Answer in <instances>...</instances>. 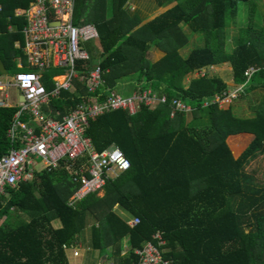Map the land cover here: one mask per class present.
<instances>
[{
  "label": "trees",
  "instance_id": "obj_1",
  "mask_svg": "<svg viewBox=\"0 0 264 264\" xmlns=\"http://www.w3.org/2000/svg\"><path fill=\"white\" fill-rule=\"evenodd\" d=\"M96 1L102 7L88 22L95 25L106 55L76 64L79 74L98 63L107 68L103 77L113 88L124 74L138 73L139 87L149 86L165 99L154 108L139 105L134 114L117 109L90 118L85 134L96 148L113 142L131 162L106 182L102 196L91 193L74 206L66 204L80 182L66 175L65 157L59 166L6 189L0 203V217L6 216L0 224V264H67L63 244H74L86 227L91 249L112 264L137 262L135 248L156 229L162 230L165 243L157 244L169 264H264V174L250 168L251 161L264 158V11L257 0H156L175 4L131 33L140 19L125 14L127 0ZM242 1L248 5L246 23L237 17ZM0 2V16L10 15L12 21L18 18L14 10L32 0ZM232 23L237 33L229 43L226 30ZM22 26L0 30V60L8 74L19 70L16 57L24 59L22 49L13 46L23 43ZM182 29L201 40L183 55L178 50L189 37ZM151 44L169 48L161 47L165 55L152 61L146 57ZM84 47L92 54V45ZM223 61L231 65L232 81L242 86L218 108L208 100L229 89L222 79L205 74L187 84L183 80L194 68ZM249 65L256 69L246 77ZM47 81L46 89L54 87ZM257 90L263 96L249 111L245 103ZM87 95L101 97L75 84L73 92L62 89L59 98L52 97L50 107L62 114ZM171 100L189 104L190 110L172 111ZM14 109L0 106V154L12 144L5 130ZM239 132L252 138L234 156L225 139ZM115 206L138 215L139 223L128 226Z\"/></svg>",
  "mask_w": 264,
  "mask_h": 264
},
{
  "label": "built area",
  "instance_id": "obj_2",
  "mask_svg": "<svg viewBox=\"0 0 264 264\" xmlns=\"http://www.w3.org/2000/svg\"><path fill=\"white\" fill-rule=\"evenodd\" d=\"M74 1L35 0L26 12L22 32L26 65L35 67L37 71L17 72L7 79L0 76V106L12 104L9 98L17 105L5 130L12 144L0 154V203L2 197L7 196V188L31 179L41 169L59 166L62 157L66 158L64 163L70 178L80 182L69 199V205L91 193H99L108 180L127 170L130 162L113 143L101 150L96 148L85 134L90 117L117 109L134 114L139 105L153 108L165 99L150 88L138 89L128 96L105 88L107 93L103 98L95 95L93 99L71 106L68 112L61 114L59 108L51 109L50 99L59 98L62 89L73 90V81H87L84 86L91 93L105 83L99 66H95L87 76H80L77 71V62L90 58L82 43L96 39L98 33L93 24L76 25L73 22ZM24 65L17 61V67ZM51 67L64 69L63 81H57L54 76V87L46 89L43 72ZM255 69L249 65L243 73L249 77ZM10 89L17 91L22 100H18L19 95L10 96ZM237 89L240 90L241 85L229 96L234 97ZM215 100L219 102L225 98L217 96ZM171 104L172 111L189 109L179 100H171ZM40 162L43 166L38 168ZM138 221L139 217L134 216L127 222L133 226ZM153 237L157 243H164L159 230ZM74 254H77L76 250ZM135 254L138 261L132 264H169L163 258L159 245L151 240L136 248Z\"/></svg>",
  "mask_w": 264,
  "mask_h": 264
},
{
  "label": "rangeland",
  "instance_id": "obj_3",
  "mask_svg": "<svg viewBox=\"0 0 264 264\" xmlns=\"http://www.w3.org/2000/svg\"><path fill=\"white\" fill-rule=\"evenodd\" d=\"M135 1L138 2V5ZM142 2H143L144 6L142 5ZM257 3L259 4V7L261 8V10L264 11V0H257ZM78 6H80V10L83 11L85 6H89V0L88 1L80 0ZM135 7L136 8L138 7V11L140 13L139 17H141L142 20L139 22L140 24L138 23L139 25L137 24L136 26H134L130 30L129 33L134 31L135 29H137L141 25H143V23H146L147 21L152 19L160 11L159 8H156L154 6L153 0H127V2L125 3L123 8H125V12L128 11V13H131V12L135 11V9H136ZM247 7H248V5L246 2L242 1L241 3H239V7H238L239 10H238V14H237L238 21L242 20L243 23H246L247 18H248L246 15ZM77 15L75 14V19L77 18ZM239 24H241V22ZM182 28H184V26H182ZM182 31L184 32L185 36H190V35L192 36V38H189L187 41L188 45L192 44V47H195L196 46L195 44H199L201 42V40L199 42H197L196 35H192L188 30L182 29ZM226 32H227L228 42L230 43V37H232L234 35V33H237L235 23H232V25H229ZM97 41H98V39H95L91 42V44L92 45L96 44ZM188 45L185 48H181L179 50V53L183 55L185 52H187L189 49ZM164 55H165V51L163 49H160V50H157L155 52V54H154L155 57H152L150 54L147 55V57L149 60L155 61L154 58H157L156 60H158L159 58H161ZM206 71H207L208 76L217 77V78L222 79L228 87H233V85H235V83L232 82L231 65L229 64L228 61H223L220 63H214L212 65H208L206 67ZM55 72H62V70H56ZM201 72H202V68L200 69L199 73H201ZM51 74L52 73H49V77L51 76ZM135 74L136 73H134V76L126 77L125 79H123V80L129 81L128 82L129 85L127 87V89H129V90L133 85V80L131 78H134ZM8 77L11 78V74H2V76H1L2 79H7ZM58 81H59V79H58ZM115 82H117V81H115ZM237 86L238 85H235L234 87H237ZM9 91L11 92L12 90L10 89ZM15 92H17V91L14 90V93ZM126 93L127 92H125L124 94H126ZM11 94H13V93H10V95ZM262 96H263L262 90H257L255 92H253L252 95L250 96V100H248V102L245 103V106H247V109L249 111H250V109H253L255 107V105L259 102L260 97H262ZM229 98H230V96L227 97L226 102L225 101H219L218 102V108L223 107V103H228V102L230 103L231 100ZM213 101H216V100H214V99L208 100V103L211 104V103H213ZM187 118H189L188 115H187ZM251 138H252V134L245 133V132H239L237 134L228 135L226 137L225 141L228 143L230 149L232 150L233 155L238 156L240 154L241 150L251 140ZM42 166H43V163L40 162L38 165V168H40ZM250 168L256 169L257 173H259V174H264V158L261 160V162L260 161L258 162L256 160L251 161ZM100 195H103V191L100 192ZM10 209H13V208H10ZM114 210H116V212L118 214H121V211L124 212L123 209H121V207L115 206ZM125 214L126 213H122L121 215L124 216ZM12 215H15L16 218L21 216L15 212H13ZM24 217H25V219L27 218L26 216H24ZM21 218H23V216H21ZM4 221H6V216L2 215L0 217V224H2ZM55 224H57V222ZM126 241H127V239L125 237V240H124V242H125L124 249L125 250L127 248ZM73 250L77 251L76 256H74ZM107 250L111 251V248L108 247ZM65 258L67 260V264H112L111 260H109V259L106 260V256H104V255L99 256L96 249H91V247L89 246V237H88L87 227L84 228L80 232V236L77 238L75 244H73V247H68V249L66 250V257Z\"/></svg>",
  "mask_w": 264,
  "mask_h": 264
},
{
  "label": "clouds",
  "instance_id": "obj_4",
  "mask_svg": "<svg viewBox=\"0 0 264 264\" xmlns=\"http://www.w3.org/2000/svg\"><path fill=\"white\" fill-rule=\"evenodd\" d=\"M35 2V0H32V2L31 3H29L28 4V6H27V8L24 10V11H22L19 15H17V16H21V17H23V26H22V28H21V30H20V32H21V34L23 35V32H22V30H23V27H24V25H25V23H26V12H27V10L29 9V8H31L32 7V4ZM74 8H75V1H74ZM73 12H74V9H73ZM73 22H74V17H73ZM52 23H54L55 24V22H53L52 21ZM75 23V22H74ZM87 24H90V23H87ZM76 25H83V24H76ZM95 26V25H94ZM96 28V27H95ZM8 31H12V26L10 27V29H7ZM97 30V29H96ZM98 33V32H97ZM96 39H98L99 40V34H98V37L96 38ZM95 40V39H94ZM93 41V40H92ZM92 41H88V42H85V43H82V46L84 47V44H90V45H92L91 44V42ZM13 46L15 47V48H21L22 49V52H23V54H24V59H22L21 57H19V58H17L16 57V63H15V66L17 67V61L19 60L22 64H25L24 66L25 67H17L19 70L18 71H15L14 73H10L11 74V77L13 76V74H15V73H17V72H21V71H37V69L35 68V67H33V66H31V67H33V68H31V67H27V65H28V62H27V58H26V55H25V53H24V50H23V47H24V35H23V43L21 44L19 41H16L15 43H13ZM93 46V45H92ZM85 48V47H84ZM86 50H87V48H85ZM88 51V50H87ZM89 52V51H88ZM186 53V52H185ZM89 55L90 56H92V54H90V52H89ZM182 55V54H181ZM90 59V58H89ZM88 59V60H89ZM81 61H78L77 62V64L78 63H80ZM27 64V65H26ZM208 65H212V64H207V65H203V66H200V67H197V68H194V69H192L191 71H189L187 74H185V76H184V80H183V82H184V84H187L188 83V81H189V79H195V78H198V77H202V76H205V74H206V76H208V74H207V71H206V67L208 66ZM95 66H99L100 68H101V66L97 63V64H95L94 65V67ZM93 67V68H94ZM55 68H57V67H51V68H49L47 71H45V72H43V80H44V82H46L45 81V76H46V74L50 71V70H52V69H55ZM202 68V72L201 73H199V71H200V69ZM60 70H62V72H54V73H52L51 74V76L49 77L51 80H52V77H61L62 76V74L64 73V69H62V68H59ZM102 69V68H101ZM6 70V69H5ZM91 70H89L88 72H86V73H84V74H80V76H87V74L90 72ZM107 70H105V69H102V78L104 79V77H103V72H106ZM5 74H8L7 73V71H6V73ZM0 76H2V73H0ZM53 81V80H52ZM186 81V82H185ZM86 82L87 81H84V82H79V83H81L83 86H84V84H86ZM104 82H105V80H104ZM233 82V81H232ZM79 83L78 82H76V81H73V90L75 89L74 87H75V84H78L79 85ZM234 83V82H233ZM235 85H238V86H242V84L241 83H235ZM235 85H233V87H229V89H228V91H226V92H224L223 93V96H221V95H215V97L213 98L214 100H215V98L217 97V96H220L222 99L223 98H225V102H226V100H227V97L229 96V94H230V92H232L236 87H234ZM143 86H140L139 87V85H138V89H146V88H150L151 90H152V88L151 87H145V88H142ZM53 88V87H52ZM100 88H101V91H100ZM105 88H107V89H111V90H113L112 88H109L108 87V85H106V83H104L103 84V86H101V87H98L97 89H96V91L99 93V95L101 96V98H103L105 95H106V93H107V91H106V89ZM12 90V89H11ZM73 90H67V91H69V92H72ZM232 90V91H231ZM241 90V89H240ZM95 91V92H96ZM102 91H104V94L103 93H101ZM113 91H115V90H113ZM153 91V90H152ZM236 91H239V89H237ZM236 91H235V95H236ZM94 92V93H95ZM154 93H156L157 95H159L157 92H155V91H153ZM11 93H13V94H11V95H19V93L18 92H15L14 93V90H12L11 91ZM17 93V94H16ZM88 93H91V92H88ZM118 93V92H117ZM121 94V93H120ZM10 95V96H11ZM123 95V94H122ZM131 95V94H130ZM124 96H128V95H125L124 94ZM160 96V95H159ZM235 97V96H234ZM234 97H230L229 99L230 100H232ZM86 100H88V99H90V95H87L86 96V98H85ZM9 100H11L12 101V99H10L9 98ZM18 100L20 101V100H22V96L21 95H19L18 96ZM218 103V101H213V103ZM82 103V102H81ZM78 104V103H77ZM223 104H229V102L228 103H223ZM186 105V104H185ZM2 106H14L15 107V109H14V111L16 110V108H17V105H15V103H14V100L12 101V104H10V105H2ZM187 107H189V109L188 110H190V105L189 104H187L186 105ZM154 108V107H153ZM122 110V109H121ZM97 116V115H96ZM12 117V116H11ZM95 117V116H94ZM90 118H92V117H90ZM90 120V119H89ZM113 143V142H112ZM112 143H110L109 145H111ZM113 144H115V143H113ZM108 145V146H109ZM116 145V144H115ZM108 146H106V147H108ZM117 146V145H116ZM106 147H104V148H106ZM118 147V146H117ZM118 148H120V147H118ZM103 149V148H102ZM121 149V148H120ZM122 150V149H121ZM123 151V150H122ZM125 154V153H124ZM126 155V154H125ZM126 157L128 158V156L126 155ZM128 160H129V158H128ZM129 162H130V160H129ZM130 166H131V162H130ZM130 166H129V168H130ZM128 168V169H129ZM127 169V170H128ZM127 170H125V171H127ZM125 171H122L121 173H123V172H125ZM38 172V171H37ZM36 172V173H37ZM120 173V174H121ZM116 178V177H115ZM111 180H113V179H111ZM75 189H77V188H74V190H72V194H73V192L75 191ZM101 191H103V193H104V187H103V189L101 190ZM100 191V192H101ZM100 192L99 193H95V194H97L98 196H102V195H100ZM71 197H72V195H71ZM70 197V198H71ZM69 198V199H70ZM69 199L66 201V204L67 205H69L68 204V202H69ZM82 200V199H81ZM81 200H78V201H81ZM78 201H76V202H74L72 205H70V206H74ZM116 207H118V206H116ZM124 211V210H123ZM124 213H126L124 216H122L121 214H118V215H121L122 216V219H123V221L128 225V226H130V227H133L134 225H136L137 223H139V221H140V217L138 216V215H136V214H132V213H128L127 211H124ZM134 216H138L139 217V221L136 223V224H134L133 226H131L127 221L130 219V218H132V217H134ZM160 231L161 232V234H162V230H160V229H156L153 233H152V238H150V239H145L144 241H143V243H142V246H143V244L147 241V240H151L154 244H157V239L156 238H154L153 237V234L156 232V231ZM162 238H163V240H164V243H165V239H164V237L162 236ZM153 239H155L156 241H153ZM76 242V241H75ZM75 244V243H74ZM127 246V245H126ZM142 246H140V247H142ZM63 250H64V255H65V257H66V250L68 249V247H73V244H70V245H65V244H63ZM128 247V246H127ZM136 248H138V247H136ZM135 248V249H136ZM127 249V248H126ZM125 250V249H124ZM123 250V254H125V252H126V250L124 251ZM135 251V250H134ZM73 254H74V250H73ZM77 254H74V256H76Z\"/></svg>",
  "mask_w": 264,
  "mask_h": 264
},
{
  "label": "crops",
  "instance_id": "obj_5",
  "mask_svg": "<svg viewBox=\"0 0 264 264\" xmlns=\"http://www.w3.org/2000/svg\"><path fill=\"white\" fill-rule=\"evenodd\" d=\"M154 1V6L156 7V8H159L160 9V11H159V13H157V15H155L153 18H155L156 16H158L160 13H162V12H164L165 10H167L168 8H170V7H172L174 4H175V1H171V2H169V3H166V4H162V5H159L158 3H157V1L156 0H153ZM131 2V1H130ZM136 3H137V5H138V2L137 1H135ZM29 3H31V2H29ZM99 4V2L98 1H96V0H94L93 2H92V0H90V2H89V6H85V8H84V10L83 11H81L78 15H77V18L76 19H78L79 21H78V24H87V23H90V24H93L92 22H88L91 18H90V15L91 14H93V13H95L97 10H99L102 6H100V5H98ZM142 5H143V2H142ZM4 5L0 2V11H1V8L3 7ZM144 6V5H143ZM22 7V6H21ZM136 8V7H135ZM134 8V9H135ZM26 8H16L15 10H14V15L16 16V17H18V18H16V19H14V20H12V21H10V15H6L5 17H2V16H0V20H2V22H0V27H2V28H0V30H1V32H5V29H10V27L11 26H14V25H20V23L21 24H23V17H21V16H17V15H19L22 11H24ZM126 15H129V16H134V15H137V17L140 19V21L142 20V18L141 17H139V15H140V13H139V11H138V7L135 9V11H133V12H131V13H128V11L125 13ZM152 18V19H153ZM140 24V23H139ZM138 24V25H139ZM143 24H145V23H143ZM94 25V24H93ZM137 24H135L134 26H136ZM4 26V27H3ZM133 26V27H134ZM142 26V25H141ZM132 27V28H133ZM6 33H8V31H6ZM2 35V34H1ZM189 38H192V36H188ZM166 44H168L167 42H166ZM188 45V44H187ZM195 45H200V43L199 44H195ZM189 46V49L190 48H193L192 47V44H190V45H188ZM161 47H167V48H169L168 46H164V45H160V46H155V44H151L150 46H149V48H148V50H147V52H146V57H147V55H151L152 57H155L154 56V54H155V52L157 51V50H160V49H163L164 51H166L167 49H165V48H161ZM186 47V45H184L183 46V48H185ZM93 50H92V55L95 57V58H97V59H99V60H102L105 56L104 55H106V52H104L103 50H102V47H101V45H100V41L98 40L97 42H96V44H93ZM188 49V50H189ZM180 50V49H179ZM179 50H178V52H179ZM103 55V56H102ZM17 58H19V57H17ZM147 59H148V57H147ZM155 60L157 59V58H154ZM124 61V60H123ZM212 64H214V63H212ZM230 64V63H229ZM129 65H131V64H129ZM56 70H60L59 68H55V69H52V70H50L47 74H46V76H45V83H47L48 81V79H49V73H54ZM105 70H107V68L105 69ZM131 76H134V73L133 72H129L128 74H124V76L121 78V80L120 81H118V83L116 84V86H113V90H115V92H118V93H121V94H123L124 95V93L125 92H127L125 95H130V94H133L135 91H137L138 90V85H139V81H138V73H136L135 74V77L134 78H131L132 80H133V85H132V87L130 88V90L129 89H127V87H128V85H129V81H126V80H123V79H125L126 77H131ZM47 79V80H46ZM63 81V78L61 77L60 79H59V82H62ZM79 85H81V87L83 86L81 83H79ZM142 85V84H141ZM140 85V86H141ZM126 86V87H125ZM60 109V108H59ZM65 161H63V168L66 170V175L67 176H69V177H71V175H70V172H69V169L67 168V167H65V165H66V163H64ZM45 170H47V169H41V170H39L35 175H37V174H39V173H41V172H43V171H45ZM122 213H124V212H122L121 211V214Z\"/></svg>",
  "mask_w": 264,
  "mask_h": 264
},
{
  "label": "water",
  "instance_id": "obj_6",
  "mask_svg": "<svg viewBox=\"0 0 264 264\" xmlns=\"http://www.w3.org/2000/svg\"><path fill=\"white\" fill-rule=\"evenodd\" d=\"M0 73H2V74H5L6 73V70H5V68H4L1 60H0Z\"/></svg>",
  "mask_w": 264,
  "mask_h": 264
},
{
  "label": "bare ground",
  "instance_id": "obj_7",
  "mask_svg": "<svg viewBox=\"0 0 264 264\" xmlns=\"http://www.w3.org/2000/svg\"><path fill=\"white\" fill-rule=\"evenodd\" d=\"M61 77H57L56 80L58 81V79H60Z\"/></svg>",
  "mask_w": 264,
  "mask_h": 264
}]
</instances>
